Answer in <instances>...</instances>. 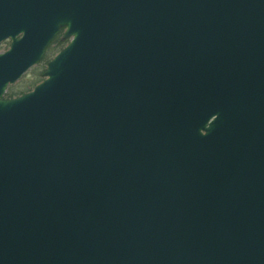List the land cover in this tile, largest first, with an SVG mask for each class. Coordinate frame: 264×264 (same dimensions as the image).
<instances>
[{"label": "water", "instance_id": "95a60500", "mask_svg": "<svg viewBox=\"0 0 264 264\" xmlns=\"http://www.w3.org/2000/svg\"><path fill=\"white\" fill-rule=\"evenodd\" d=\"M6 40L0 264H264V0H0Z\"/></svg>", "mask_w": 264, "mask_h": 264}, {"label": "trees", "instance_id": "16d2710c", "mask_svg": "<svg viewBox=\"0 0 264 264\" xmlns=\"http://www.w3.org/2000/svg\"><path fill=\"white\" fill-rule=\"evenodd\" d=\"M68 42V39H64L62 34L60 33L58 36L55 37V39L53 40V42L50 44V46L48 47V49L46 50L45 56L43 58L42 61H46L48 63V61L58 52L60 51ZM46 67L41 70L38 69L35 72L32 71V80L31 83L36 86V84H38L39 82H41L44 79V73H45ZM43 77V78H42ZM42 78V79H41ZM23 93H25L24 91H22ZM21 92H14L13 90L9 89L6 92V96L7 97H15L17 94H19ZM21 93V94H23ZM18 96V95H17Z\"/></svg>", "mask_w": 264, "mask_h": 264}, {"label": "rangeland", "instance_id": "374dc122", "mask_svg": "<svg viewBox=\"0 0 264 264\" xmlns=\"http://www.w3.org/2000/svg\"><path fill=\"white\" fill-rule=\"evenodd\" d=\"M9 47H10V41L3 42L2 44H0V53L7 51ZM46 65H47L46 61H41L38 65L32 67V69H30L19 81L10 85L9 92L10 90H13L14 92L23 93L22 91L27 92L33 89L34 85L31 83V80H32L31 78L33 76L32 71L35 72L38 69L43 70L46 67ZM21 93L17 95H20Z\"/></svg>", "mask_w": 264, "mask_h": 264}]
</instances>
